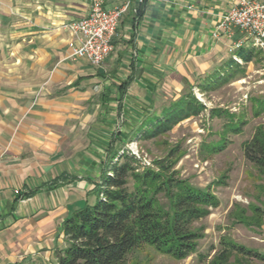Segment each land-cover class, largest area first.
Here are the masks:
<instances>
[{"label": "crops", "instance_id": "1", "mask_svg": "<svg viewBox=\"0 0 264 264\" xmlns=\"http://www.w3.org/2000/svg\"><path fill=\"white\" fill-rule=\"evenodd\" d=\"M238 2L104 0L128 6L94 65L71 56L66 27L90 0H0V264H44L47 253L57 264L64 220L95 199L118 111L205 72L242 35H212Z\"/></svg>", "mask_w": 264, "mask_h": 264}, {"label": "rangeland", "instance_id": "2", "mask_svg": "<svg viewBox=\"0 0 264 264\" xmlns=\"http://www.w3.org/2000/svg\"><path fill=\"white\" fill-rule=\"evenodd\" d=\"M236 36L243 39L242 47L235 49L233 43L191 82L180 88L159 87L153 102L136 105L135 112L118 111L114 129L117 134L121 131L115 142L120 146L119 154L125 151L134 155L139 171L145 167L159 171L160 165H170L171 171L192 185L203 189L210 186L219 199V205L194 224L204 231L194 253L177 259L145 244L131 251L123 264H215L228 241L264 253V173L244 154L245 145L264 134V48L253 45V39L243 33ZM249 50L252 58L245 61L242 56ZM211 75L214 79L207 77ZM188 93L203 105L199 113L183 117L156 135L144 136L145 128L135 132L148 117L146 111L158 113ZM234 124L240 128L231 129ZM89 139L82 135L83 147ZM132 183L131 179L130 186ZM160 200L169 208L164 195ZM46 255L44 264H56L50 254ZM228 255V261L242 264L243 256L231 250ZM246 260L243 264H264Z\"/></svg>", "mask_w": 264, "mask_h": 264}, {"label": "trees", "instance_id": "3", "mask_svg": "<svg viewBox=\"0 0 264 264\" xmlns=\"http://www.w3.org/2000/svg\"><path fill=\"white\" fill-rule=\"evenodd\" d=\"M252 55L249 50L242 57L249 61ZM207 77L214 79L213 75ZM202 108L193 95L184 94L158 113L146 111L148 117L135 132L145 128L144 136L156 135ZM230 128L239 129L240 125ZM118 134L111 136L101 163L100 180L94 186L95 199L74 211L62 224L60 231L66 245L55 251L58 264H123L131 251L145 244L177 259L186 258L197 250L198 241L204 237L203 229L195 227V222L219 205L210 186L203 189L192 185L171 171L170 165H160L159 171L146 167L139 171L134 155L125 151L119 154L120 146L115 145ZM244 154L264 173V134L249 141ZM160 195L169 200V208L162 205ZM226 244L215 264H241L228 261L229 250L247 258V262H264V253L258 250L234 241Z\"/></svg>", "mask_w": 264, "mask_h": 264}, {"label": "built area", "instance_id": "4", "mask_svg": "<svg viewBox=\"0 0 264 264\" xmlns=\"http://www.w3.org/2000/svg\"><path fill=\"white\" fill-rule=\"evenodd\" d=\"M143 1V0H139ZM128 4L106 8L104 0H90L86 16L74 19L66 27L74 35L70 42L71 56L87 59L99 65L114 50V37ZM239 29L253 39V45L264 48V0H239L216 25L213 37L218 39L221 32ZM243 39L234 43V48L242 47Z\"/></svg>", "mask_w": 264, "mask_h": 264}]
</instances>
